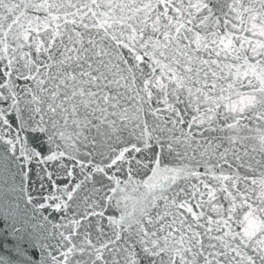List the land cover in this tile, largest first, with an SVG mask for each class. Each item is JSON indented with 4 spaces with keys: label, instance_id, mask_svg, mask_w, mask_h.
I'll use <instances>...</instances> for the list:
<instances>
[{
    "label": "snow or ice",
    "instance_id": "snow-or-ice-1",
    "mask_svg": "<svg viewBox=\"0 0 264 264\" xmlns=\"http://www.w3.org/2000/svg\"><path fill=\"white\" fill-rule=\"evenodd\" d=\"M0 264H264V0H0Z\"/></svg>",
    "mask_w": 264,
    "mask_h": 264
}]
</instances>
